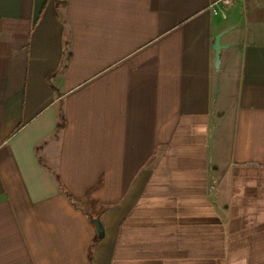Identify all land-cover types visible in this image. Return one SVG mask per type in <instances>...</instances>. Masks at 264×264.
<instances>
[{
	"label": "crops",
	"instance_id": "1",
	"mask_svg": "<svg viewBox=\"0 0 264 264\" xmlns=\"http://www.w3.org/2000/svg\"><path fill=\"white\" fill-rule=\"evenodd\" d=\"M223 1L0 0V264H264V0Z\"/></svg>",
	"mask_w": 264,
	"mask_h": 264
},
{
	"label": "water",
	"instance_id": "2",
	"mask_svg": "<svg viewBox=\"0 0 264 264\" xmlns=\"http://www.w3.org/2000/svg\"><path fill=\"white\" fill-rule=\"evenodd\" d=\"M222 36L223 35L220 34L215 38V42H214V46H213V49L216 53V55H215V69L216 70H220L221 63H222L221 54H222V50L224 48L220 43V39ZM90 222L95 227V233L102 239L105 235V227H104V224L102 223L100 217L94 218L93 216H90Z\"/></svg>",
	"mask_w": 264,
	"mask_h": 264
},
{
	"label": "trees",
	"instance_id": "3",
	"mask_svg": "<svg viewBox=\"0 0 264 264\" xmlns=\"http://www.w3.org/2000/svg\"><path fill=\"white\" fill-rule=\"evenodd\" d=\"M58 3V2H57ZM68 197H69V199L76 205V202H75V200L70 196V195H68Z\"/></svg>",
	"mask_w": 264,
	"mask_h": 264
},
{
	"label": "built area",
	"instance_id": "4",
	"mask_svg": "<svg viewBox=\"0 0 264 264\" xmlns=\"http://www.w3.org/2000/svg\"><path fill=\"white\" fill-rule=\"evenodd\" d=\"M225 4H230V0H224L223 1Z\"/></svg>",
	"mask_w": 264,
	"mask_h": 264
}]
</instances>
